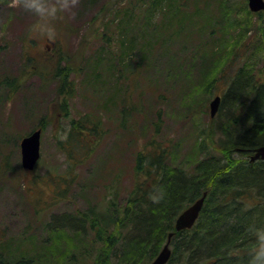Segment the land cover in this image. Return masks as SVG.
I'll return each instance as SVG.
<instances>
[{
    "label": "rangeland",
    "instance_id": "374dc122",
    "mask_svg": "<svg viewBox=\"0 0 264 264\" xmlns=\"http://www.w3.org/2000/svg\"><path fill=\"white\" fill-rule=\"evenodd\" d=\"M241 68L264 70V11L248 0H0V264H93V232L63 216L104 206L112 183L123 200L146 146L189 170L207 157L199 140L228 112L211 117L210 103ZM88 114L101 139L70 144ZM37 128L26 170L21 140Z\"/></svg>",
    "mask_w": 264,
    "mask_h": 264
},
{
    "label": "trees",
    "instance_id": "16d2710c",
    "mask_svg": "<svg viewBox=\"0 0 264 264\" xmlns=\"http://www.w3.org/2000/svg\"><path fill=\"white\" fill-rule=\"evenodd\" d=\"M70 89L64 78L60 93L71 94ZM222 110L228 112L220 127H214L219 131L205 129L199 140L207 157L197 160L191 170L171 164L169 149L146 146L136 155L137 180L123 200L118 189H111L112 183L104 206L79 210V217L63 216L61 223H78L79 237L93 232L96 257L89 252L86 259L93 257V264H150L174 232L167 264H250L256 232L264 229V160L250 161L252 150L264 145V70L254 75L241 68L222 98ZM128 113L124 108L123 115ZM71 124L70 144L83 142L88 131L96 136V143L102 137L101 120L94 121L89 114L72 119ZM92 138L86 156L95 145ZM211 138L220 157L205 149ZM236 151L243 157H235ZM204 192L207 196L196 223L175 231L178 215Z\"/></svg>",
    "mask_w": 264,
    "mask_h": 264
},
{
    "label": "water",
    "instance_id": "95a60500",
    "mask_svg": "<svg viewBox=\"0 0 264 264\" xmlns=\"http://www.w3.org/2000/svg\"><path fill=\"white\" fill-rule=\"evenodd\" d=\"M249 8L253 12L264 10V0H248ZM222 101L221 95H216L210 103L211 117H215L219 111ZM42 129L33 130L30 134L24 136L21 140L22 151V166L26 169H34L41 156ZM264 160V145L257 146L252 150L250 154V161ZM207 192L198 198L195 202L186 207L177 217L175 222V231H179L185 228H191L199 218L200 212L203 208ZM174 232H171L168 241L165 243L163 249L156 256V258L150 262V264H167L172 255L171 237Z\"/></svg>",
    "mask_w": 264,
    "mask_h": 264
},
{
    "label": "clouds",
    "instance_id": "9594fccd",
    "mask_svg": "<svg viewBox=\"0 0 264 264\" xmlns=\"http://www.w3.org/2000/svg\"><path fill=\"white\" fill-rule=\"evenodd\" d=\"M257 243L252 248L250 264H264V229L257 230Z\"/></svg>",
    "mask_w": 264,
    "mask_h": 264
}]
</instances>
